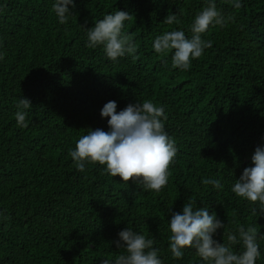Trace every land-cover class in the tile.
<instances>
[{"label":"trees","instance_id":"1","mask_svg":"<svg viewBox=\"0 0 264 264\" xmlns=\"http://www.w3.org/2000/svg\"><path fill=\"white\" fill-rule=\"evenodd\" d=\"M53 2L0 0V264H102L124 252L114 241L128 226L154 239L163 264H201L194 249L177 260L168 247V219L188 198L225 223L214 235L220 242L239 225L264 234V215L231 192L264 143V0L239 9L215 0L225 23L201 34L212 46L187 71L152 43L176 28L191 37L205 0H74L66 24ZM115 10L132 14L123 31L136 52L113 62L86 46L85 28ZM172 13L180 24L163 22ZM20 97L32 104L26 128L15 118ZM110 100L117 111L137 100L164 106L177 153L160 192L98 163L76 169L69 150L89 128L107 131L100 110ZM208 177L223 188L201 183ZM260 245L256 264H264Z\"/></svg>","mask_w":264,"mask_h":264},{"label":"clouds","instance_id":"2","mask_svg":"<svg viewBox=\"0 0 264 264\" xmlns=\"http://www.w3.org/2000/svg\"><path fill=\"white\" fill-rule=\"evenodd\" d=\"M230 2L236 9L242 7V0ZM205 3L206 6L193 18L191 37L176 28L164 31L153 40L155 53L161 56L171 53L174 69L189 70L191 62L212 46L201 34L210 25L223 26L225 23L215 0H205ZM69 6L75 8L74 0H54L52 3L60 24H66L72 15ZM131 19L132 14L125 10H115L95 19L92 27L85 28L86 46L93 49L100 46L113 62L126 54H134L136 45L123 31L125 21ZM163 22L180 24L175 13L168 14ZM16 107L17 125L26 128V110L32 107L31 101L20 97ZM117 107V102L110 100L100 110L101 117L107 118V131L89 128L69 150L76 169L83 172L86 164L98 163L112 177L119 176L123 182L132 180L144 191L160 192L168 183L169 166L177 153L175 141L165 129L168 117L164 106L152 100H137L119 111ZM251 161L252 165L245 167L232 183L231 192L256 205L252 210L259 216L264 215V143L255 148ZM201 183L217 190L223 188L220 178H202ZM167 228L170 233L168 247L177 260L183 258L186 248L195 250L201 264H256L262 255L260 240H264V234L256 227L239 225L236 231L227 232V242H220L214 235L218 229L224 231L225 223L215 211L210 212L207 205L198 207L192 198H188L181 211L172 213ZM118 237L114 243L124 252L114 259H103L102 264H163L153 238L130 226L120 230Z\"/></svg>","mask_w":264,"mask_h":264}]
</instances>
